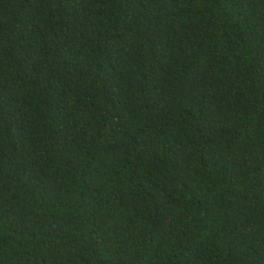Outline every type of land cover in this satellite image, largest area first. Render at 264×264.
I'll return each mask as SVG.
<instances>
[{
	"label": "trees",
	"instance_id": "1",
	"mask_svg": "<svg viewBox=\"0 0 264 264\" xmlns=\"http://www.w3.org/2000/svg\"><path fill=\"white\" fill-rule=\"evenodd\" d=\"M0 264H264V0H0Z\"/></svg>",
	"mask_w": 264,
	"mask_h": 264
}]
</instances>
